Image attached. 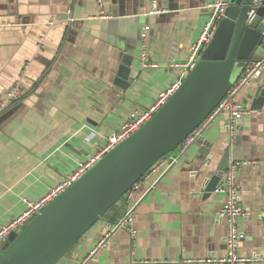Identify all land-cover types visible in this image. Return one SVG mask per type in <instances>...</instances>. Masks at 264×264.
<instances>
[{
	"label": "crops",
	"instance_id": "1",
	"mask_svg": "<svg viewBox=\"0 0 264 264\" xmlns=\"http://www.w3.org/2000/svg\"><path fill=\"white\" fill-rule=\"evenodd\" d=\"M101 1L0 0V95L17 83L24 92L0 112V229L23 211L24 198L45 195L105 136L118 132L134 109L148 107L176 79L178 70L170 65L187 60L212 0H158L165 12L156 15L148 14L151 0ZM146 26L147 53L156 64L151 68L141 59ZM126 51L135 60L123 87L119 71ZM238 69L237 77L244 71ZM263 90L264 73L239 98L251 109ZM253 111L234 137L224 117L214 121L205 141L191 145L144 197L135 214V246L121 230L98 247L106 222L125 214L122 202L58 264H77L94 249L99 264L223 256L229 226L217 214L222 195L206 196L204 189L228 151L229 162L241 163V202L251 212L240 218L246 237L239 252L264 264V108Z\"/></svg>",
	"mask_w": 264,
	"mask_h": 264
},
{
	"label": "water",
	"instance_id": "2",
	"mask_svg": "<svg viewBox=\"0 0 264 264\" xmlns=\"http://www.w3.org/2000/svg\"><path fill=\"white\" fill-rule=\"evenodd\" d=\"M230 2L213 40L176 93L135 133L12 232L5 244L2 241L0 264H58L154 164L209 116L232 87L236 68L244 70L264 39V0L252 19L254 0ZM134 60L133 53H124L119 71L123 87L129 86ZM263 108L264 90L251 106ZM229 161L228 151L219 173L205 186L206 196L215 191Z\"/></svg>",
	"mask_w": 264,
	"mask_h": 264
},
{
	"label": "built area",
	"instance_id": "3",
	"mask_svg": "<svg viewBox=\"0 0 264 264\" xmlns=\"http://www.w3.org/2000/svg\"><path fill=\"white\" fill-rule=\"evenodd\" d=\"M262 0H254L250 11L252 19L260 6ZM100 5L102 1L99 0ZM231 5L230 0H212L207 6L209 17L206 21L201 35L189 47L188 58L185 61L173 62L170 66L178 70L176 79L164 90L160 91L155 100L146 108L134 109L122 123L118 132L105 136L104 143L95 147L94 153L85 161H82L77 169L63 178L53 186L45 195L39 199L24 198L23 211L13 219L9 224L0 229V243L8 238L14 232L19 231L36 214L41 212L52 200L58 197L63 191L69 188L75 181L80 179L90 168L96 165L108 152L114 149L118 144L125 141L135 133L142 125L149 121L176 93L181 87L185 78L196 68L204 51L214 38L215 32L221 19L225 16L226 10ZM165 12L160 8L158 0H151V7L148 11L150 15H156ZM75 19L72 17L71 21ZM54 25L55 21L49 23ZM148 31L146 26L141 34L142 43V65L144 68L155 67L156 64L149 60L147 53ZM264 73V39L256 56L248 61L243 73L236 82H233L227 95L213 109L209 116L195 128L179 145L177 150L179 156L168 154L154 164L145 175L139 179L125 194L121 200L126 206L125 214L115 221H107L105 232L100 240L98 247L106 245L118 231H128L135 246L137 229L134 225L136 211L146 195L151 193L165 177L170 169L178 162L194 143H203L205 141V132L220 117H224L227 123V129L232 137L237 133L240 120L245 116L254 113L253 110L245 107L240 100V93L246 88L252 86ZM24 92L22 85L17 83L6 92L0 95V112L10 108L15 103L21 101ZM241 163L231 161L228 168L224 171L220 183L217 185L214 193L221 194V205L217 210L218 216L229 226V234L226 237V253L220 257H195L184 259L181 262L154 261L149 260L136 261L140 264H252L257 261H263L260 257H248L240 254L239 245L246 237L245 231L241 227L240 218H247L251 212L243 207L241 202V189L239 183ZM145 187L143 193L142 189ZM97 249H94L85 259L77 264H99L94 261V255Z\"/></svg>",
	"mask_w": 264,
	"mask_h": 264
},
{
	"label": "rangeland",
	"instance_id": "4",
	"mask_svg": "<svg viewBox=\"0 0 264 264\" xmlns=\"http://www.w3.org/2000/svg\"><path fill=\"white\" fill-rule=\"evenodd\" d=\"M238 67V66H237ZM238 68H236V72L234 73V75H233V82H236L237 80H238V78L239 77H237L236 75H237V72H238ZM175 151H177V149H175L174 151H172L170 154H173ZM2 243H6V240H4Z\"/></svg>",
	"mask_w": 264,
	"mask_h": 264
},
{
	"label": "trees",
	"instance_id": "5",
	"mask_svg": "<svg viewBox=\"0 0 264 264\" xmlns=\"http://www.w3.org/2000/svg\"><path fill=\"white\" fill-rule=\"evenodd\" d=\"M122 203V201H120L118 204H121ZM118 204H116L104 217H103V219H105V218H108L109 217V213L113 210V209H115L117 206H118Z\"/></svg>",
	"mask_w": 264,
	"mask_h": 264
}]
</instances>
